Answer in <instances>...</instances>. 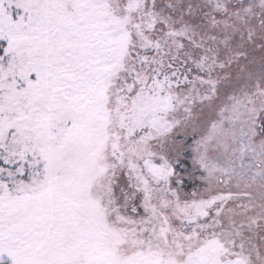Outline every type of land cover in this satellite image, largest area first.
<instances>
[{
	"label": "snow or ice",
	"instance_id": "1",
	"mask_svg": "<svg viewBox=\"0 0 264 264\" xmlns=\"http://www.w3.org/2000/svg\"><path fill=\"white\" fill-rule=\"evenodd\" d=\"M0 264H264V0H0Z\"/></svg>",
	"mask_w": 264,
	"mask_h": 264
}]
</instances>
